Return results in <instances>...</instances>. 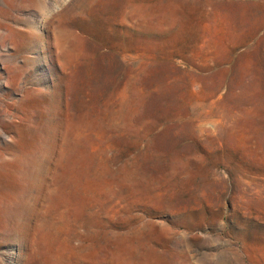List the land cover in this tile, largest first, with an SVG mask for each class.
Masks as SVG:
<instances>
[{
  "label": "rangeland",
  "instance_id": "rangeland-1",
  "mask_svg": "<svg viewBox=\"0 0 264 264\" xmlns=\"http://www.w3.org/2000/svg\"><path fill=\"white\" fill-rule=\"evenodd\" d=\"M0 264H264V0H0Z\"/></svg>",
  "mask_w": 264,
  "mask_h": 264
}]
</instances>
